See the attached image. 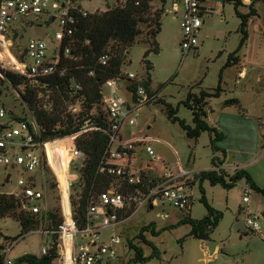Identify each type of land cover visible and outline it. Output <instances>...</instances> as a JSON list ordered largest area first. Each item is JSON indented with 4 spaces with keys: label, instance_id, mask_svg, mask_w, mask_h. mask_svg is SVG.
<instances>
[{
    "label": "rangeland",
    "instance_id": "374dc122",
    "mask_svg": "<svg viewBox=\"0 0 264 264\" xmlns=\"http://www.w3.org/2000/svg\"><path fill=\"white\" fill-rule=\"evenodd\" d=\"M100 5L103 6L101 1L93 0L85 7L92 11ZM151 5L152 11L159 9L160 0H152ZM254 6L257 15L251 17L247 25L248 38L239 52L241 65L227 66L222 70L223 91L220 97L208 100L206 110L208 121L222 128L225 134V139L217 142V145L225 151L224 162L228 159L227 171L231 173L232 167H244L255 184L263 187L264 2L257 1ZM170 8L171 0H167L164 9ZM239 10L246 13L248 8L239 7ZM202 20L203 24L197 35V48L184 52L181 49V12L163 13L161 30L155 38L159 50L157 53L150 52L146 57L152 65L149 71L150 91L156 94V99L152 103L145 104L140 109V117L136 124L133 127L125 126L122 132L125 137L146 138L153 149V156L161 158L167 170L174 172L181 165L184 169L197 173L212 167L211 158L214 155L222 157L220 152L212 149L208 132L201 133L196 139L188 138L178 123L168 119L165 111V104L178 106L177 116L192 125L191 110L183 104V100L190 91L199 93L202 89L215 88L228 55L238 46L241 38L240 19L235 13L233 4L225 2L213 5L202 16ZM139 28L140 34L135 43L128 48L122 71L134 73L138 78H145L147 69L143 54L149 44L142 40L146 37L148 23L140 22ZM57 29L56 21L50 24L35 21L25 26L19 25L20 36L16 43L26 46L30 39H41L51 49L58 46V42L53 39ZM16 90L21 92L20 88L14 89L6 81L0 87V104L7 113L2 120L4 123L9 122L11 114L16 116L24 114V107ZM103 93L108 95L107 85H104ZM230 99H237L238 104L224 105V101ZM64 149L61 148L48 155L56 173L54 175L57 185L60 182L62 201L60 189L56 186L54 190L48 192L47 203L49 207L60 206L61 210L63 205L65 215L69 217L67 189L63 185L65 173L61 171L58 161L60 151L64 154ZM72 150L73 146L67 147L68 157L71 156ZM137 152L138 164L152 158L142 146L137 147ZM74 162L67 177L75 183L80 176L77 170L81 163L80 157ZM7 174H10L9 181L4 183ZM28 176L30 173L19 167H5L0 164V190L19 191L18 179ZM201 185L209 204L223 213L219 224L210 233L209 239L202 244V240L189 235L188 224L165 230L156 237L146 233L148 240L161 250V256L143 264H264V242L245 226L243 219V210L246 207L254 213L264 210V196L251 189L250 201L244 204L242 202L244 188L249 186L245 179L237 181L229 189L219 184L211 185L208 181H203ZM187 192L191 194L188 210L181 211L166 203L152 211L142 208L117 231L122 228L128 229V236L132 237L142 224L150 221L161 228L178 222L186 214L193 219L203 218L206 209L199 200L201 196L199 181L197 180L190 189H187ZM157 212L168 214V218H158ZM15 218L13 214L0 218V242L6 237L17 240L11 251L13 257L25 253L37 254L41 245L47 246L50 236L42 231L27 232L19 236L21 227L18 219ZM144 252L148 255L150 247L145 245ZM131 255L132 251L129 250L127 254L120 256L118 261L124 262ZM54 264H60V260L58 259Z\"/></svg>",
    "mask_w": 264,
    "mask_h": 264
},
{
    "label": "built area",
    "instance_id": "2783aa9c",
    "mask_svg": "<svg viewBox=\"0 0 264 264\" xmlns=\"http://www.w3.org/2000/svg\"><path fill=\"white\" fill-rule=\"evenodd\" d=\"M99 1L103 6L89 11L85 5L93 0H0V87L6 81L14 89L20 88L21 92L16 91L24 107V114H11L9 122L4 123L2 120L7 113L0 104V164L5 167H19L30 173L27 178L18 179L19 191L0 190V194L13 196L20 211L39 215L45 224L50 191L47 168L56 174L48 158L47 144L58 142L65 147V152L62 151L64 154L60 151L58 161L61 171L65 173L63 185L67 189L70 215L69 218L66 217L62 205L63 222L56 231L58 242L54 260L55 263L59 259L60 264H116L120 256L129 252L123 228L119 231L117 229L130 221L142 208L152 211L166 203L184 211L191 204V194L187 189L192 187L190 180L195 172L186 170L181 165L176 172L167 170L164 161L153 156V149L146 138L125 137L122 134L125 126L133 127L136 124L140 109L156 99L155 93L139 83L142 78H138L136 74L122 71L117 77L100 85L105 126L89 118L94 117L95 107L86 108L83 82L71 75L68 89L72 100L67 103L66 111L81 119L82 123L75 132L53 139L42 138L35 115L24 100L27 87H47L48 78L54 75L66 76L68 62L78 60L71 43L81 16L121 8L129 2L139 3V0ZM205 2L206 0H171V8L165 9V12L174 14L181 12V49L184 52L198 46L197 35L203 24L202 16L208 11ZM35 21L46 24L56 21L58 29L53 39L58 42V46L50 49L41 39H30L26 46L16 43L20 36L19 25L25 26ZM108 59L109 55L103 54L99 63L105 65ZM6 73L19 76L21 83L14 86L7 79ZM88 75L93 76L94 71L91 69ZM104 85L108 86V95L103 93ZM45 91L47 93L48 90ZM95 131L108 135V142L96 172L112 181L104 191L97 195L91 193L84 223L79 227L72 218L70 195L71 188L81 181L85 156L77 149L76 141L79 137ZM68 144L73 146L70 157L66 153ZM138 146L144 147L145 152L152 157L151 160L138 164ZM78 157L81 160L77 168L80 176L74 183L67 175ZM235 168L232 167L231 172ZM9 176L10 174L6 175L4 183L9 181ZM56 186L60 189L62 201L60 182L58 185L56 182ZM250 194V186L245 187L242 197L244 204L249 203ZM156 216L161 219L168 218L166 213L157 212ZM243 219L245 226L264 242V210L254 213L246 207L243 210ZM41 231L47 236L55 232L44 228L31 232ZM16 242L12 238L0 242V264H15L17 257H13L11 251ZM49 248V243L47 246L41 245L38 253L34 255L40 258L48 253Z\"/></svg>",
    "mask_w": 264,
    "mask_h": 264
},
{
    "label": "trees",
    "instance_id": "16d2710c",
    "mask_svg": "<svg viewBox=\"0 0 264 264\" xmlns=\"http://www.w3.org/2000/svg\"><path fill=\"white\" fill-rule=\"evenodd\" d=\"M167 0H160L161 6L159 9L152 11V0H139L138 4L129 2L126 6L115 8L104 12L89 13L85 17H80L79 23L71 48L73 53L79 58L76 61L68 62V74L63 77L57 75L47 79V87L45 88H26L24 100L29 108L33 111L35 118L39 124V131L43 139H53L62 135H67L75 132L82 123L81 119H77L66 111L67 103L72 98L69 96V79L71 75H75L83 82V94L86 97L84 105L90 109L95 105L94 122L100 125H106L105 118H102L103 111L101 107L102 95L100 93V85L105 81L117 77L122 73V66L126 60L128 48L132 46L140 34L139 23H148V31L146 37L142 40L149 44V47L143 54V59L146 62L147 75L139 82L150 91L151 76L149 74L152 68L151 63L146 59L152 51L158 52L159 47L156 41V35L161 30V18L165 12L164 4ZM234 6L235 13L240 19L239 31L241 38L237 48L228 55L226 64L222 67L218 84L212 90H200L199 93L189 92L183 104L191 110L192 125L188 124L184 119L177 116L178 106L173 107L170 104H165V111L168 119L179 124L188 138H198L201 133L208 132L210 134V144L214 151L220 152L222 157L214 155L211 158L212 167L209 169L195 172L190 180V185L199 181V189L201 196L200 202L206 209V214L201 219H193L186 214L178 222L157 227L153 221L142 224L134 234L129 237L128 229L123 231L125 242L132 251V255L124 262L116 264H143L153 258H160L161 250L148 240L146 233H150L156 237L161 232L178 227L182 224L190 226L189 235L192 237L206 241L209 239L210 233L219 224L223 213L212 207L202 187L203 181H208L211 185H221L224 188L233 187L237 181L245 179L251 189L264 196V186L259 187L255 184L250 174L244 167H236L231 173L223 168L225 151L217 145V142L225 139V134L219 131L216 126L208 121L206 106L210 98L220 97L223 89L221 87L222 70L231 65L239 66L241 64L240 50L244 46L248 31L247 25L251 17L257 15L255 3L260 0H253L248 5H243L240 0H228ZM264 2V0H261ZM248 8L246 13L239 10V7ZM103 54H108L109 59L107 64L101 65L99 58ZM79 66V67H78ZM78 67V68H76ZM94 71L93 76H89L90 70ZM6 77L15 86L21 83L19 76L11 73H6ZM133 86V85H132ZM48 90L47 93L45 90ZM47 95V98L45 97ZM161 103L162 100H159ZM238 104L237 99L225 100L224 105ZM80 120V121H79ZM88 120V119H85ZM108 135L101 131H95L88 135L79 137L76 141L77 149L85 156L84 164L81 169V181L73 186L70 195V206L72 218L77 226H81L85 220V213L88 206V200L91 193L104 191L108 188L111 178L97 174V167L100 157L107 145ZM69 146H72L71 144ZM63 145L47 144L49 154H53ZM46 175L49 181L50 190L56 187V179L52 171L47 168ZM17 211V212H16ZM15 215L21 227L19 236L44 228L48 231H55L50 235V248L48 253L40 258L34 254H25L16 258L15 264H54L56 258L57 233L63 222L62 211L59 207H49L46 223H43V218L37 214H31L18 210V205L13 196L0 194V218ZM69 218V217H67ZM9 237H6V239ZM150 247L148 255L144 252V246Z\"/></svg>",
    "mask_w": 264,
    "mask_h": 264
},
{
    "label": "crops",
    "instance_id": "0c3cea01",
    "mask_svg": "<svg viewBox=\"0 0 264 264\" xmlns=\"http://www.w3.org/2000/svg\"><path fill=\"white\" fill-rule=\"evenodd\" d=\"M241 1V3L245 6V5H248L251 1H253V0H240ZM225 2H227V3H231V2H229L228 0H206V2H205V7H207V9L208 10H210L211 9V7L213 6V5H216V4H218V3H225ZM232 4V3H231ZM244 6H241L242 8H246V7H244ZM241 65V64H240ZM241 72H243V74H244V71L243 70H241ZM262 125V124H261ZM219 131H222V128H218V127H216ZM224 129V128H223ZM223 132V131H222ZM224 133V132H223ZM227 160V162H228V159H226ZM226 161L224 162V165H223V168L224 169H226V170H228V167H227V165H226V163H227ZM202 244L204 243V241H202L201 242Z\"/></svg>",
    "mask_w": 264,
    "mask_h": 264
},
{
    "label": "bare ground",
    "instance_id": "6f19581e",
    "mask_svg": "<svg viewBox=\"0 0 264 264\" xmlns=\"http://www.w3.org/2000/svg\"><path fill=\"white\" fill-rule=\"evenodd\" d=\"M58 142H52V143H49V145H57ZM47 154L49 155L48 153V150H47Z\"/></svg>",
    "mask_w": 264,
    "mask_h": 264
}]
</instances>
